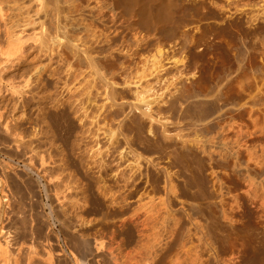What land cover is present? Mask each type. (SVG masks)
<instances>
[{
    "label": "rangeland",
    "instance_id": "obj_1",
    "mask_svg": "<svg viewBox=\"0 0 264 264\" xmlns=\"http://www.w3.org/2000/svg\"><path fill=\"white\" fill-rule=\"evenodd\" d=\"M136 1L0 0V223L53 264H264V0Z\"/></svg>",
    "mask_w": 264,
    "mask_h": 264
},
{
    "label": "bare ground",
    "instance_id": "obj_2",
    "mask_svg": "<svg viewBox=\"0 0 264 264\" xmlns=\"http://www.w3.org/2000/svg\"><path fill=\"white\" fill-rule=\"evenodd\" d=\"M125 1V3H126V0H124ZM134 1V0H133ZM136 1V0H135ZM174 1L175 0H152L151 1V3H149L150 4V11H151V13H155V12H157L158 11V8H160V7H165L166 9L167 8H169L170 6H172L173 4H174ZM129 2V1H128ZM130 2H132V1H130ZM143 3L144 1H141V0H137L136 1V3H137V5L138 4H140V3ZM148 2H149V0H148ZM178 2V1H177ZM109 3H111L110 4V9H109V11L110 12H113V11H115L117 8H118V0H110V2ZM120 3V2H119ZM124 3V2H123ZM135 3V2H134ZM141 3V4H142ZM176 3V2H175ZM122 4V3H121ZM121 4H120V6H121ZM133 4V3H132ZM140 4V5H141ZM123 5V4H122ZM135 5V4H134ZM142 5H144V4H142ZM139 6V5H138ZM174 6H175V4H174ZM174 6H172V7H174ZM177 6V5H176ZM1 7V6H0ZM131 7H133V6H131ZM136 6H134L133 8H135ZM142 8V7H141ZM171 8V7H170ZM140 9V8H139ZM144 9V8H143ZM142 9V10H143ZM162 9H164V8H162ZM161 9V10H162ZM166 9H165V11H166ZM141 10V9H140ZM145 10V9H144ZM169 10H171V9H169ZM169 10H167V11H169ZM108 11V12H109ZM166 11V13H168ZM107 11L104 13L103 11H102V14H101V16L99 15V19H101V18H103V17H107V18H113V16L114 15H116V14H114V15H110L111 13H108ZM116 12V11H115ZM115 12H113V13H115ZM163 12H164V10H163ZM170 12H172V10L170 11ZM142 14H143V12H141ZM142 14H141V16H142ZM144 14H146V13H144ZM169 14V13H168ZM167 14V15H168ZM139 15V14H138ZM148 15V14H147ZM156 15V14H155ZM157 15H158V13H157ZM161 15V14H160ZM163 15V14H162ZM166 15V16H167ZM140 16V15H139ZM144 16H146V15H144ZM149 16V15H148ZM3 17H4V14H2V12H1V9H0V58H2V62L4 61L5 63H9L10 62V60L13 58V59H15L14 57H16L17 56V54H19L20 53V50L22 49L21 48V46H23L22 44H23V42L21 41V39H20V34L17 36V37H15V35L14 34H10V32H9V30H8V26L7 25H5L4 24V19H3ZM164 17H165V15H164ZM138 18H140V17H138ZM145 18V17H144ZM156 18H158V17H156ZM161 18V17H160ZM146 19V18H145ZM162 19H164V18H162ZM112 20H115V17L112 19ZM161 20V19H160ZM111 21V20H110ZM141 21H144V20H141ZM152 21H154L155 22V20H152ZM112 22V21H111ZM148 22V21H147ZM145 23V22H144ZM113 25L115 24V21H114V23H112ZM135 23H133V25H134ZM7 26V27H6ZM61 29H62V27H61ZM64 30V29H63ZM63 33H64V31H63ZM62 33V34H63ZM66 33V32H65ZM14 35V36H13ZM57 35V34H56ZM65 35V34H64ZM67 35V34H66ZM60 36H62L61 34H60ZM69 36V35H68ZM58 37H59V35H58ZM57 37V38H58ZM54 38V37H53ZM56 38V37H55ZM60 38V37H59ZM64 38V37H63ZM5 39L6 40V42L5 43H7L6 44V46H5V44L3 43L4 41L3 40ZM60 40V39H59ZM3 41V42H2ZM53 41H54V39H53ZM56 41V40H55ZM22 42V43H21ZM57 42V41H56ZM58 43V42H57ZM3 44H4V46H3ZM60 44V43H59ZM64 44H67L68 46L70 45V44H68V43H64ZM66 45V46H67ZM74 45V44H73ZM67 46V47H68ZM69 47H71L72 48V46H69ZM68 47V48H69ZM74 47H76L77 49H80L78 46H74ZM141 47V45H138L137 46V48H140ZM77 49H73L72 48V50H76V55H77V58H83L82 59V61L85 63V67L87 68V69H89L90 71H91V73L93 72L96 76H98V78H100V75H101V68H103V69H105L106 67L108 68V67H110L111 65H113L114 64V61L115 60H117L118 58H119V56H120V54H119V52H118V50L117 49H114L112 52H110L108 55H107V57L105 58V57H103V58H105L106 59V61L107 62H105L104 64H102L100 61H98V60H96L90 53H89V51L88 50H86V49H82L81 51H78ZM100 49H103V46H101L100 47ZM22 51V50H21ZM22 54V53H21ZM75 55V56H76ZM20 56V55H19ZM17 58V57H16ZM97 58V57H96ZM17 59H21V58H17ZM81 60V59H80ZM105 61V60H104ZM1 62V61H0ZM14 62H16V61H14ZM19 62V61H18ZM13 63V62H12ZM2 64V63H1ZM14 64V63H13ZM4 65V64H3ZM7 65V64H6ZM9 66V65H8ZM0 67H1V65H0ZM101 69V70H100ZM2 70V69H1ZM1 70H0V72H1ZM93 74V75H94ZM24 80H25V78H24ZM22 81V82H25V81ZM30 80V79H29ZM10 81V80H9ZM9 81H8V83H9ZM10 83H12V82H10ZM29 84V83H28ZM109 84V83H108ZM107 84V85H108ZM12 85V84H11ZM25 85H27V84H25ZM24 85V86H25ZM112 84H110L109 86H110V90L108 89V97L110 98V99H116V96H115V94L116 93H114L115 91L113 90V87L111 86ZM13 86V85H12ZM9 87V86H8ZM14 90L16 89V87L14 88V87H12ZM109 88V87H108ZM12 89V90H13ZM11 90V91H12ZM16 92V91H15ZM13 93H14V91H13ZM142 102H143V104L145 105V107L147 108V109H150L149 108V103H147V101H144V99L142 98ZM121 104L122 103H120L119 105L121 106ZM132 110H133V107L131 106V105H129L128 106V111H129V113L130 112H132ZM2 113L0 112V120H3V118H2V115H1ZM143 115L145 116V117H147L148 119H150V120H153V118H152V115H151V112L150 113H146V112H143ZM5 120V119H4ZM3 120V121H4ZM6 121H7V123H6ZM5 121V123H6V125L4 124V126H5V129L7 130H4V131H6V132H8L9 134H10V129H9V126H13V124L12 125H9V122L10 121H8V120H6ZM130 123V122H129ZM133 123V122H132ZM11 124V123H10ZM133 124H135V123H133ZM2 125H3V123H2ZM140 126V125H139ZM130 127H131V125H130ZM133 127V126H132ZM136 127H137V125H136ZM141 127V126H140ZM139 127V128H140ZM10 128H14V127H10ZM143 128V127H142ZM4 129V128H3ZM144 129V128H143ZM15 130V129H14ZM134 130V129H133ZM12 131H13V129H12ZM5 132V133H6ZM7 133V134H8ZM12 133V132H11ZM7 134H6V136H7ZM8 134V135H9ZM13 134V133H12ZM15 134V133H14ZM10 136H11V134H10ZM10 136H8V137H10ZM13 136V135H12ZM165 137H167V136H164V138ZM168 138V137H167ZM152 139V138H151ZM153 141H155L154 139H152ZM164 140V139H163ZM162 140V141H163ZM166 140V139H165ZM168 140V139H167ZM167 140H166V142H167ZM146 141H148V140H146ZM150 141V140H149ZM161 141V142H162ZM4 143H6V142H4ZM154 143V142H153ZM165 142L163 141V144H164ZM162 144V145H163ZM168 144V143H167ZM156 145V144H155ZM157 145H159V144H157ZM161 145V146H162ZM169 145V144H168ZM1 146H4V145H1ZM8 146V145H7ZM6 146V147H7ZM166 148V147H165ZM181 157H183V156H181ZM181 157H179V158H181ZM42 160H43V158H42ZM56 196V195H55ZM54 198V197H53ZM55 199V198H54ZM56 199H57V197H56ZM57 202L59 201L58 199L56 200ZM9 203H10V199H9V197L5 194V192H4V189H3V185H0V211L2 210L3 212H5L6 213V211H4L2 208H3V206H2V204L3 205H5L6 207L5 208H7L8 206H9ZM59 207H61L60 205V202H59V204H57ZM4 208V209H5ZM9 208V207H8ZM6 210V209H5ZM3 212H1V213H3ZM9 212V211H8ZM7 212V213H8ZM54 213V212H53ZM9 214V213H8ZM2 215V214H1ZM4 216H6L5 214H3ZM2 215V216H3ZM54 215H58V212H57V214L55 213ZM12 216V215H11ZM59 216H60V214H59ZM58 216V217H59ZM13 217V216H12ZM58 217H55L56 219H60L61 218V216H60V218H58ZM3 218V217H2ZM9 218H11V217H9ZM13 219V218H12ZM63 219V218H62ZM65 219V218H64ZM4 220V219H3ZM15 220V219H14ZM14 220H12V223L14 224ZM8 220L6 219V221H4L3 222V224L2 223H0L1 225H0V238L2 239V241H0V264H53L54 263V260H53V257L51 256V253H47L46 254V256H45V258L43 259V258H40L38 255V252H36L34 249H32V247H31V249H30V247H28V249L29 250H27V256H26V254H24L26 251L24 250L25 248H20V247H22V245H20L21 243H18L17 241L19 240V239H17L18 238V232H19V228L18 227H16V226H13L12 224L10 225V224H8V222H7ZM11 221V220H10ZM16 221V220H15ZM60 221V220H59ZM0 222H1V220H0ZM7 224H6V223ZM66 222V223H65ZM11 223V222H10ZM62 224V227H64V229H68L69 228V230H70V227H68V224H67V221H62L61 220V222H59V224ZM6 224V225H5ZM16 224V223H15ZM60 224V225H61ZM3 225V226H2ZM33 225V224H32ZM69 226H70V224H69ZM31 228V227H30ZM35 228V227H34ZM34 228H33V230H34ZM30 230V229H29ZM28 230V231H29ZM33 230H31L32 232H33ZM66 230H64V231H66ZM27 231V230H26ZM27 231V232H28ZM36 231H38V230H35V232ZM21 232V231H20ZM67 232V231H66ZM23 233V232H22ZM30 233V232H29ZM37 233V232H36ZM68 233V232H67ZM28 234V233H27ZM31 234V233H30ZM34 234V233H33ZM33 234H31L30 236L32 237V240H33ZM48 234V233H47ZM72 234V233H71ZM75 234V233H74ZM75 236H77V235H75ZM73 237V236H72ZM19 238H20V236H19ZM78 238V237H77ZM31 239V238H30ZM80 240H82L81 238H79ZM31 240V241H32ZM35 240V239H34ZM84 240H85V238H84ZM95 240V239H94ZM77 241H78V239H77ZM75 242H76V240H75ZM79 242V241H78ZM94 242V241H93ZM20 245V247H18V244ZM32 243V242H31ZM35 243V242H34ZM81 243V242H80ZM91 243H92V241H91ZM90 243V241L88 242V240L86 241H82V244H84V245H82L81 244V246H84L83 247V251L85 250V252L83 253V251H82V253L83 254H85V256L88 258V259H90V260H93V263H94V261L96 262L97 261V259H100V257L102 258V254H100L101 253V251H103V250H101V246H103L102 244L100 245L99 243L100 242H98V243H96V242H94L93 244H91ZM78 245V244H77ZM81 246H79V247H81ZM24 247V246H23ZM34 248V247H33ZM75 249V248H74ZM80 249V248H79ZM20 250L22 251V250H24V253H22V252H20ZM74 251V250H73ZM79 252V251H78ZM104 252V251H103ZM20 253H22V254H20ZM82 253L80 254V256H82ZM104 254V253H103ZM23 255V260H22V258H21V256ZM59 255H61V254H59ZM79 255V254H78ZM104 255H106V254H104ZM54 256V255H53ZM62 256V255H61ZM60 256V257H61ZM74 256V255H73ZM72 256V257H73ZM79 256V257H80ZM85 256H84V258H85ZM24 257H26V258H24ZM57 257V256H56ZM59 257V258H60ZM75 257H77V256H75ZM75 257H73V261L70 263V264H78V260L77 259H74ZM83 257V256H82ZM82 257L80 258V260L82 259ZM109 257V256H108ZM107 257V258H108ZM112 257V256H111ZM55 258V257H54ZM62 258V257H61ZM60 258V259H61ZM79 259V258H78ZM104 259V258H103ZM102 259V260H103ZM62 260V259H61ZM64 260V259H63ZM66 260V259H65ZM71 260V259H70ZM89 260V262L90 263H92L91 261ZM108 260V259H107ZM59 261V260H58ZM69 261V260H68ZM83 260H81V262H82ZM104 261V260H103ZM103 261H101V262H103ZM106 261V260H105ZM104 261V262H105ZM111 261V260H110ZM103 262V263H104ZM109 262V261H108ZM107 262V263H108ZM83 263V262H82ZM97 263V262H96ZM111 263H113V262H111ZM69 264V263H68ZM81 264V263H80ZM95 264V263H94ZM98 264V263H97ZM100 264V263H99Z\"/></svg>",
    "mask_w": 264,
    "mask_h": 264
}]
</instances>
